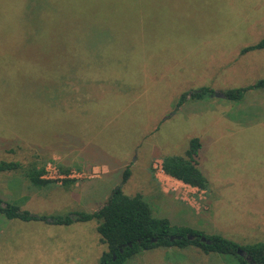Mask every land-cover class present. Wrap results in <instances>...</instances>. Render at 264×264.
<instances>
[{"label": "rangeland", "instance_id": "obj_1", "mask_svg": "<svg viewBox=\"0 0 264 264\" xmlns=\"http://www.w3.org/2000/svg\"><path fill=\"white\" fill-rule=\"evenodd\" d=\"M116 1L121 5L93 12L92 24L70 37L64 31L59 50L40 61L29 39L49 1L0 0L9 10L0 19L9 23L0 25V162L36 164L43 173L50 165L79 175L67 185L49 181L39 188L20 170L0 172V198L26 196L24 208L34 215L89 213L95 199L120 185L128 167L123 193L142 194L155 216L162 213L173 225L240 245L264 239V226L254 224L258 219L241 218L238 226L235 216L249 213L246 205L257 207L264 197V124L235 125L254 110H232L236 103L223 97L175 106L186 91L207 87L220 95L264 79V49L240 55L264 37V0ZM104 2L99 6L106 7ZM263 90L248 92L240 105L264 103V96H254ZM218 114L238 121L222 118L213 125ZM192 138L203 145L198 163L209 174L210 191L157 180L162 156H182ZM95 139V160L112 167L107 175L99 165L92 169ZM225 179L234 181L223 195L232 198L216 203L214 222L208 218L210 202ZM93 221L53 225L9 221L0 213V264H100L107 247ZM214 255L229 258L223 264H238L232 255L206 254L195 246L151 250L124 264H217Z\"/></svg>", "mask_w": 264, "mask_h": 264}, {"label": "trees", "instance_id": "obj_2", "mask_svg": "<svg viewBox=\"0 0 264 264\" xmlns=\"http://www.w3.org/2000/svg\"><path fill=\"white\" fill-rule=\"evenodd\" d=\"M47 1H49L51 6L44 11L36 34H32L29 39L31 45L35 47L33 49L35 59L40 61L48 58L51 51L55 52L59 50V43L63 40L64 31L69 34L67 37H70L72 32L76 33V28L82 30L84 25L89 26V24H92L93 12L98 13L101 10L107 9L111 3L121 5L116 0H108L106 7L99 6L102 1L105 5L104 0ZM130 1L132 0H128L129 3ZM79 3L81 4L79 5ZM4 4V2H0V19H2L4 14H8L9 12ZM6 21V23L5 21L3 23L0 22V25L8 26V20ZM261 49H264V37L255 45L241 49L240 55ZM27 51L25 50L20 57L27 54ZM10 58L13 59L12 57ZM14 60L22 62L16 56ZM23 62H25L24 66H28L26 61L23 60ZM20 65V68L30 70L29 66L24 67L22 63ZM253 89H264V79L257 80L254 84L246 87L227 89L222 92V95L226 100L238 103L248 91ZM214 94L207 87L196 91H186L179 96L175 106L178 108L187 100H201L204 97L215 96ZM37 107L39 106L36 101L34 108ZM94 136L96 137V132ZM79 146H82V142H79ZM96 146L95 139V141H92V156L95 155L94 150ZM200 149L201 143L199 139L192 138L189 140L187 149L182 156H162L161 166L163 172L169 177L191 187L208 191L210 188L208 179L204 172L201 171L198 163ZM107 163L110 166V163ZM17 170H20L23 176L29 180L30 184L35 187L40 188L49 184V181L41 177L43 166L37 167L36 164H30L24 167L20 162H0V172ZM129 176L130 171L126 167L123 171L120 185L111 191L107 200L98 210L91 213L69 212L63 216L34 215L27 210L20 209L14 204L4 202L1 198L0 213L8 220L43 221L53 225H70L79 221L96 220V230L100 236V240L107 247V251L101 257L100 264H124L143 251L170 247L184 249L188 246H195L206 254L232 255L236 257L240 264H264V242L240 245L219 234L206 235L202 231L184 225H173L162 213L159 216H155L150 203L142 194L138 193L128 196L123 193L122 185L128 180ZM70 183L72 181H66L64 185ZM163 196L165 198V195ZM165 200L167 205L171 203L167 198ZM188 235L193 236L194 239H188ZM201 237L205 238V242L200 240ZM239 249L251 260L247 261L237 255V250Z\"/></svg>", "mask_w": 264, "mask_h": 264}, {"label": "crops", "instance_id": "obj_3", "mask_svg": "<svg viewBox=\"0 0 264 264\" xmlns=\"http://www.w3.org/2000/svg\"><path fill=\"white\" fill-rule=\"evenodd\" d=\"M261 50H263V49H261ZM261 50H259V51H261ZM252 90H250V91H248V92H251ZM246 93L245 95H244V98L242 99V100H244L246 97H247V95L249 94V93ZM258 92H262V93H255V95L254 96H256V94L259 96V97H262V96H264V90L263 91H258ZM241 100V101H242ZM240 101V102H241ZM241 104H246V103H241ZM183 106L184 105H182V106H180V107H182L183 108ZM210 108H212V111H213V109H216L217 107H210ZM235 108V110H243V109H245V108H247V109H253L254 111V113H253V115H252V117H250V119L248 120V121H243V122H235V121H238V120H235V118H231V117H224V116H220V114H218L217 116H214V123H213V125H217V124H219L220 122H221V119L222 118H227L229 121H231V122H235L234 124L235 125H237V126H239V127H241V128H248V127H252V125H263L264 124V103H256V104H254V103H249V104H246L245 106H242V105H240V103L238 102V103H236L235 105H233V108H232V110ZM205 111H209V109H205L204 110V112ZM229 114V113H228ZM218 121H220V122H218ZM201 149H203V145L201 144ZM99 165V167L102 169V170H104V172H103V174H108L109 173V168L110 169H112L109 165H107L106 164V161L104 160H101L100 162L99 161H97V160H95V158H94V156H92V169L94 168V165ZM206 176H207V178L208 179H210L209 178V174H206ZM98 178V177H97ZM240 179H241V177H239ZM167 179H171V180H174V181H177V180H175L174 178H172V177H169L168 175H166V174H164V172H162V174L160 175V174H158V178H157V180H158V182H160V180H167ZM93 181V180H92ZM210 181V180H209ZM208 181V182H209ZM155 183H156V181H155ZM225 184H224V189H222L221 188V194L219 193V194H216V195H212V200H211V204H210V211H209V217L208 218H210V220H212V221H214V222H216L217 221V216H216V212H217V209H215V205H216V203L217 202H221V206L223 205V204H225V203H227V202H229V199H231L232 197L231 196H223L224 194H226L227 193V189L228 190H230L231 188H232V185L234 184V181L233 180H229V179H225V182H224ZM157 184V183H156ZM211 183H209V185H210ZM157 186H158V184H157ZM238 188H242V190H244L245 189V186H247V184H246V182L244 181V180H240V182H238ZM244 187V188H243ZM158 188H159V186H158ZM262 190V189H261ZM208 191H210V188H209V190ZM158 192H159V194L160 195H164V193L163 192H165V189L163 188V186H162V184H161V190H160V188L158 189ZM263 193H264V189H263ZM15 195V194H14ZM17 195L18 194H16V196H14L12 199H9L7 202H9V203H11V204H14V205H16V206H18L20 209H22V210H25V208H24V202H26V201H24V198L26 197H18L19 199H17ZM23 198V199H22ZM107 198H108V194L107 193H102L99 197H98V201H96V199L92 202V206H90L89 207V213H91V212H94V211H96V210H98V208L100 207V206H102L103 204H104V202L107 200ZM27 199V198H26ZM230 205V204H229ZM220 206V207H221ZM247 207H249L250 208V212L249 213H243V214H241V212H239L238 214H235V216H236V218H237V220H238V222H236V225H238V226H240V224H241V222H242V220H241V218H245V219H247V218H249L250 217V219L252 218V217H254V219H258L259 221H257V222H255L254 224H255V226H264V197L261 199V201H258V204H257V207H251L250 205H246ZM240 210V209H239ZM241 210L242 211H244V209L241 207ZM240 210V211H241ZM8 220V219H7ZM10 221V220H9ZM93 221V220H92ZM94 222V221H93ZM97 222H95V224H93V226L94 227H96L97 226V224H96ZM78 223L77 222H74V223H72L71 225H73V226H76ZM252 224V223H251ZM71 225H68V226H71ZM92 231H93V233H92V235H94L95 236V230L92 228ZM100 237V236H99ZM253 241H255L254 243H256V242H264V239H262V240H259V238H255ZM235 242V241H234ZM237 243V242H236ZM253 244V243H252ZM156 249H161V248H156ZM155 249H153L152 251H154ZM151 250H148V251H143V252H141V253H139V254H143V255H145V253H148V252H150ZM207 254H209V253H207ZM215 256V258L216 259H214L215 261H217L216 263L218 264V262H221L222 264L226 261V260H228L229 258H227V259H225V258H221V257H219V256H217V255H214ZM219 260V261H218ZM237 260V259H236ZM237 262H238V264H240L239 263V261L237 260Z\"/></svg>", "mask_w": 264, "mask_h": 264}, {"label": "built area", "instance_id": "obj_4", "mask_svg": "<svg viewBox=\"0 0 264 264\" xmlns=\"http://www.w3.org/2000/svg\"><path fill=\"white\" fill-rule=\"evenodd\" d=\"M161 172H163L162 166H161ZM41 177L47 181H52V182H55L56 184L61 185L62 183L64 184L66 181H72L73 182L74 180H76L79 177V175H77V173H75V172L59 171L57 168L51 167L50 165H48L45 168L44 173L42 174ZM176 182H179L183 186L191 187V186L184 184L178 180Z\"/></svg>", "mask_w": 264, "mask_h": 264}, {"label": "water", "instance_id": "obj_5", "mask_svg": "<svg viewBox=\"0 0 264 264\" xmlns=\"http://www.w3.org/2000/svg\"><path fill=\"white\" fill-rule=\"evenodd\" d=\"M215 96H217V97H221V98L223 97L222 94H220V95H215ZM187 238L190 239V240L194 239L193 236H189V235L187 236ZM200 240H201L202 242H205V238H204V237H201ZM237 255L243 257V258L246 259L247 261H250V260H251V259H250L248 256H246L245 253H244L242 250H240V249L237 250Z\"/></svg>", "mask_w": 264, "mask_h": 264}]
</instances>
